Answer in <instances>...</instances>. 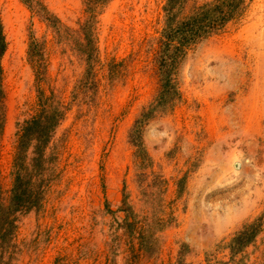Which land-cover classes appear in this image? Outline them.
Masks as SVG:
<instances>
[{
	"label": "rangeland",
	"instance_id": "obj_1",
	"mask_svg": "<svg viewBox=\"0 0 264 264\" xmlns=\"http://www.w3.org/2000/svg\"><path fill=\"white\" fill-rule=\"evenodd\" d=\"M0 0L4 120L0 184L16 131L54 95L41 205L16 213L0 264H264V0H241L176 71L157 103L166 0ZM218 0H186L192 6ZM263 215L253 240L230 238Z\"/></svg>",
	"mask_w": 264,
	"mask_h": 264
},
{
	"label": "trees",
	"instance_id": "obj_2",
	"mask_svg": "<svg viewBox=\"0 0 264 264\" xmlns=\"http://www.w3.org/2000/svg\"><path fill=\"white\" fill-rule=\"evenodd\" d=\"M91 1V0H90ZM89 1V2H90ZM241 0H218L192 6L184 13L186 0H166L165 21L157 43L154 57L159 91L156 105L142 113L130 130L131 141L144 152L141 132L155 107H163L179 96L176 69L186 51L198 41L217 32L237 12ZM5 41L0 23V57ZM0 64V134L4 120V92L1 86ZM37 111L24 120L16 131V143L12 161V183L7 194L0 184V253L11 245L16 229V213L41 205L51 170V155L46 148L52 132L63 117V105L54 95H39ZM263 215L245 222L230 238L232 253L238 252L251 242L262 226Z\"/></svg>",
	"mask_w": 264,
	"mask_h": 264
}]
</instances>
